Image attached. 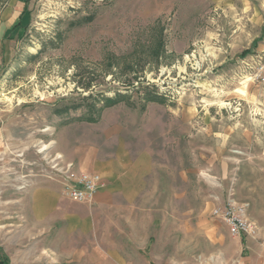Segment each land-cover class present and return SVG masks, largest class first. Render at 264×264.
I'll use <instances>...</instances> for the list:
<instances>
[{"label": "rangeland", "instance_id": "1", "mask_svg": "<svg viewBox=\"0 0 264 264\" xmlns=\"http://www.w3.org/2000/svg\"><path fill=\"white\" fill-rule=\"evenodd\" d=\"M261 65L264 0H0V261L264 264ZM53 160L123 162L126 194L72 203L90 223L57 224L32 196H64ZM229 204L248 234L216 214Z\"/></svg>", "mask_w": 264, "mask_h": 264}, {"label": "crops", "instance_id": "2", "mask_svg": "<svg viewBox=\"0 0 264 264\" xmlns=\"http://www.w3.org/2000/svg\"><path fill=\"white\" fill-rule=\"evenodd\" d=\"M5 138V126L1 122L0 118V152L2 150V142ZM133 160V159H132ZM141 159H135L126 163L127 165L132 164L133 168L137 171L139 165L142 164ZM123 162H106L102 163L100 167L93 168L100 175H102L104 180V186L98 191L95 196L93 203H77L85 205V207H101L104 205L113 204L115 202V197H122L126 193L121 186V172L125 171ZM84 170V169H83ZM87 170V169H86ZM95 172V171H94ZM143 175H141L142 177ZM125 189H128L125 187ZM33 207L34 211L38 213L39 211L43 213L44 217H50L57 224L70 223H90L93 218L92 215H82L81 213H74V205L76 203L67 199L59 193V189L53 184L34 185L33 189ZM41 215V216H43ZM40 216V217H41Z\"/></svg>", "mask_w": 264, "mask_h": 264}, {"label": "built area", "instance_id": "3", "mask_svg": "<svg viewBox=\"0 0 264 264\" xmlns=\"http://www.w3.org/2000/svg\"><path fill=\"white\" fill-rule=\"evenodd\" d=\"M256 77L264 80V65H261ZM51 162V177L61 184L63 195L67 199L77 203H93L96 194L104 186V180L99 174L79 173L73 170L72 165H61L56 160ZM216 214L226 222L234 237H241L252 230L244 218L241 206L229 204L223 210L216 211Z\"/></svg>", "mask_w": 264, "mask_h": 264}, {"label": "trees", "instance_id": "4", "mask_svg": "<svg viewBox=\"0 0 264 264\" xmlns=\"http://www.w3.org/2000/svg\"><path fill=\"white\" fill-rule=\"evenodd\" d=\"M143 89L144 88H140L139 90H143ZM92 97L93 96L85 97L84 100L92 99ZM142 97H143V102L145 104L151 103V102L160 103V104H164L165 103V99L162 96H160V95L151 96L146 91L144 92V95ZM124 98H125L124 95L119 93V94L115 95V97L107 98V99L102 100L101 102L103 103V105L101 107H99V108H98V106L96 104L93 105V107L90 110L89 116L86 117L84 120H86V121H88L90 123H95L98 120L96 118V116L98 114H100V112H102V110L104 108H109V107L116 106L119 103L123 102ZM0 264H9V263L7 261H0Z\"/></svg>", "mask_w": 264, "mask_h": 264}]
</instances>
